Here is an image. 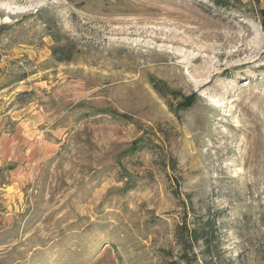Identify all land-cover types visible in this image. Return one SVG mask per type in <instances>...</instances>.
Here are the masks:
<instances>
[{
  "label": "rangeland",
  "instance_id": "obj_1",
  "mask_svg": "<svg viewBox=\"0 0 264 264\" xmlns=\"http://www.w3.org/2000/svg\"><path fill=\"white\" fill-rule=\"evenodd\" d=\"M208 218L264 264V0H0V264H187Z\"/></svg>",
  "mask_w": 264,
  "mask_h": 264
},
{
  "label": "trees",
  "instance_id": "obj_2",
  "mask_svg": "<svg viewBox=\"0 0 264 264\" xmlns=\"http://www.w3.org/2000/svg\"><path fill=\"white\" fill-rule=\"evenodd\" d=\"M230 1L231 0H212L216 5L225 8L229 6ZM154 87L161 95L174 94L164 83H154ZM215 240V221L212 218L191 224L186 221L182 225H179L176 230V242L182 248L184 262L187 264H193L194 261L198 259L197 249L200 250V254L211 256L210 261H206L204 264H214V257L211 255V250L214 247Z\"/></svg>",
  "mask_w": 264,
  "mask_h": 264
}]
</instances>
